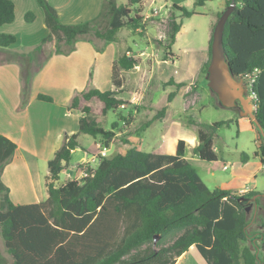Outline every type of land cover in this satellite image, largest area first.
I'll return each mask as SVG.
<instances>
[{
    "label": "trees",
    "instance_id": "16d2710c",
    "mask_svg": "<svg viewBox=\"0 0 264 264\" xmlns=\"http://www.w3.org/2000/svg\"><path fill=\"white\" fill-rule=\"evenodd\" d=\"M142 1L129 0L119 5L118 0H102L97 18L79 25H64L54 6L47 0H37L44 11L49 35L35 50L39 52L47 43L55 42L57 54L69 55L80 39L90 36L106 45L114 43L124 29H139L143 22ZM233 1L236 8L224 35L227 60L237 78L252 76L256 69L260 71L253 93L257 95V119L264 129V0H227L226 8ZM195 15L185 7L173 6L166 49L171 50L177 41L182 29L179 20ZM15 20L14 1L0 0V27ZM212 42L213 37L209 59L202 67L206 79ZM16 43V36L0 33V49ZM172 56L166 55L165 60ZM137 65L138 61L128 53L117 60L113 68L116 89L122 86L119 71H130ZM170 82L177 89L186 86L174 79ZM121 96V90L101 91L92 87L90 79L87 88L72 98L68 110L83 114L79 133L65 135L62 147L49 161V196L41 203L16 205L11 201V191L1 179L17 146L0 135V238L12 264H176L192 247L207 264H264L258 243L262 241L264 245V233L251 231L254 219H249L247 211L253 197L259 195V203L264 196L257 191L239 195L221 188L211 190L186 158L183 140L171 142L166 154L131 147L124 153L102 158L89 177L57 186L74 152L82 148L80 135H89L109 149L120 124L130 125L135 111H140L139 106ZM176 96L177 92H171L168 102H174ZM38 99L53 102L46 95H39ZM98 103L104 116L125 105L127 117L120 112L118 121L106 130L96 117ZM166 111V107L162 108L145 127L163 118ZM220 112L225 111L219 104L212 108L203 106L200 111L202 118H210L208 124L199 126L200 145L194 150L202 161H217L218 131L234 123L230 114L215 120ZM260 138L262 145L255 157L264 164L261 134ZM247 157L243 153L242 161L246 162ZM157 236L160 238L156 241ZM0 264H9L1 249Z\"/></svg>",
    "mask_w": 264,
    "mask_h": 264
},
{
    "label": "crops",
    "instance_id": "0c3cea01",
    "mask_svg": "<svg viewBox=\"0 0 264 264\" xmlns=\"http://www.w3.org/2000/svg\"><path fill=\"white\" fill-rule=\"evenodd\" d=\"M13 1L16 6L17 19L19 5H22L23 0ZM87 1L88 4L83 5ZM49 2L57 9L64 25H79L89 22L97 18L102 9V0H63L59 4L52 3L51 0ZM226 2L227 0H222L219 10L226 9ZM143 13L142 17L146 14ZM42 16L44 18L41 27L42 34L33 38L34 41L26 48L29 49V52L19 47L17 43L9 48L0 49V135L17 146L15 157L5 167L1 180L10 189L11 201L16 205L41 203L48 198V163L62 147L65 135L71 136L79 133V122L83 116L79 111L68 110V106L76 94L87 88L90 79L92 87L101 91L121 90L120 98L143 109L142 101L145 93L149 90L146 78L154 76L155 73L154 41L157 39V26H153L156 30L155 36H149V26L144 29L143 36H149L145 46L151 52L143 50L140 54H135L131 48H127V52L119 51L118 54H109L112 45L120 42V36L123 33L121 32L116 42L102 46H98L91 39L82 38L77 42L74 52L63 55L55 52V42L47 43L39 52L35 50L39 43L49 35V29L45 24V14L43 13ZM12 27V24L4 25L0 27V33L13 35L15 32ZM137 30L140 31V29ZM208 52L209 48L206 49L207 54ZM125 53L136 59L138 65L130 71H119L122 86L120 89H116L113 84V68L117 60ZM206 61L207 58L202 60L200 72ZM175 82L183 83L177 80ZM127 88L130 91L128 93L125 92ZM39 95L50 96L53 102L41 101L38 99ZM181 97L182 95H177L174 102L165 105L166 114L157 122L165 124L174 120L171 110H175L174 104ZM215 105L206 104L204 106L212 108ZM202 107H199L200 119L186 121L185 124L192 128L187 137L172 138L170 136L164 139L162 143L165 152L163 154L168 152V145L171 142L183 140L186 143V158L192 165L201 162L209 163L202 161L194 151L200 145L199 126L204 124L200 115ZM188 108L187 103L183 100L182 108L178 110L189 113L187 112ZM221 110L229 112L233 120L236 116L242 117L239 109L221 108ZM140 111H135L133 120ZM246 120L252 123L249 118ZM256 132V147L259 149L262 141L259 130ZM80 140L81 135L78 141L82 148H78L74 152L71 164L65 170L66 175L63 181L62 174L60 175L58 187H62L68 181L78 177L75 169L79 168L81 163L90 160L91 153L97 149V144H99L95 140L94 147L85 148ZM112 146L113 144L110 147ZM189 149L192 150L190 156ZM247 160L248 157L244 162L246 163L245 169H240L241 172L234 171L231 180L219 182L218 188L228 191L232 189L239 195L256 191L249 187V183L258 172H264L263 164L260 162L255 165ZM225 166L228 168L224 170H229V165L225 164ZM78 174L80 173L78 172ZM263 198L261 197V199ZM197 254L195 247H192L189 252L177 260L176 264H187L188 262L202 264Z\"/></svg>",
    "mask_w": 264,
    "mask_h": 264
},
{
    "label": "rangeland",
    "instance_id": "374dc122",
    "mask_svg": "<svg viewBox=\"0 0 264 264\" xmlns=\"http://www.w3.org/2000/svg\"><path fill=\"white\" fill-rule=\"evenodd\" d=\"M49 2V0H47ZM52 3L59 4L63 0H51ZM129 0H118V4H127ZM222 0H143V12H152L158 10V16L153 17L147 22H142L139 30L124 29L120 36V42L112 45L109 54H118L117 52H127V48H131L135 54H140L146 49V41L148 37L155 36L156 30L153 26H157V39L154 41V76L147 77L146 83L149 84V90L145 93L142 106L144 107L138 115L130 122V125L120 124L117 133H122L121 136L116 137L113 141V146L108 150V156L111 157L117 153H124L128 148L137 147L142 151L156 154H163V141L167 137H187L192 128L185 123L188 119H200L199 107L206 104H219L217 96L208 87V80L206 79L205 70H200L202 60L209 59V54L206 49L210 46V41L214 35V27L218 21L220 3ZM50 3V2H49ZM51 4V3H50ZM88 4V1L83 3ZM52 5V4H51ZM178 5L187 8L189 11L196 13L195 16L189 18H182V29L177 37L176 43L171 50L166 49L168 44V36L170 31L169 18L173 12V6ZM18 16L14 23H12L13 35L17 37L19 47L26 49L35 37L42 34L43 24V9L37 0H23L22 5H19ZM53 6V5H52ZM143 13V14H144ZM32 15L34 19H32ZM144 25L149 26V36L144 35ZM39 31H41L39 33ZM141 35V36H140ZM98 46L104 45V41L93 36L89 37ZM40 44V43H39ZM111 51V52H110ZM172 54L173 56L165 60V56ZM206 61V62H207ZM185 83L186 86L177 89L174 83L170 80ZM176 83V82H175ZM157 91V94L155 92ZM172 92H177V95L182 97L175 102V110H171V115H174V120L167 123L153 122L149 127H145L148 121H151L159 111L165 107L168 102V95ZM125 92H130L127 88ZM155 94V96H154ZM155 99V100H154ZM189 107L187 112L178 110L182 108L183 100ZM154 100V101H153ZM101 104H96V117L101 126L110 130L112 124L119 119L120 112L127 117V112L123 109L111 111L107 116L100 113ZM193 110V111H192ZM228 111V110H227ZM230 111V110H229ZM229 112H220L216 114L214 119L219 120L222 116L229 115ZM204 124H207L210 118L203 116L201 118ZM234 123L230 127L222 128L218 131L216 138V147L218 159L213 164L209 163H194L201 178L205 184L214 190L219 187V182L231 180L233 172H241L240 169H245V164L242 161V154L248 155L250 163H260V158L255 157L259 151L256 147L257 130L256 126L250 123L246 118L236 116ZM81 143L85 148H92L95 144V139L89 135H81ZM131 145H129V143ZM191 148V145H190ZM192 150H188L189 156ZM229 165V170H224V165ZM257 165V164H255ZM77 175L80 173V168L75 169ZM66 171L62 173V181L65 178ZM69 179V178H68ZM249 187L264 195V172H258L256 177L252 178ZM230 191H233L230 189ZM249 219L253 220L251 228L252 232L264 233V198L259 200L258 207L248 206ZM261 247V254H264L263 242H258ZM0 249L2 255L8 260L9 264L13 263L5 251L3 242L0 238ZM198 258L201 259L202 264H206L203 258L198 253ZM187 264H194L188 262Z\"/></svg>",
    "mask_w": 264,
    "mask_h": 264
},
{
    "label": "water",
    "instance_id": "95a60500",
    "mask_svg": "<svg viewBox=\"0 0 264 264\" xmlns=\"http://www.w3.org/2000/svg\"><path fill=\"white\" fill-rule=\"evenodd\" d=\"M235 8L236 3L233 1V3L224 10L215 26L212 42V56L207 74L208 87L217 96L221 108L239 109L240 115L249 118L264 138V129L257 119L256 112L253 109V101L248 95L244 80L234 76L227 60L224 35L228 20ZM258 197L259 195L253 197L251 201L255 202ZM248 210L249 209H247V211ZM159 238L160 236H157L156 241Z\"/></svg>",
    "mask_w": 264,
    "mask_h": 264
},
{
    "label": "built area",
    "instance_id": "2783aa9c",
    "mask_svg": "<svg viewBox=\"0 0 264 264\" xmlns=\"http://www.w3.org/2000/svg\"><path fill=\"white\" fill-rule=\"evenodd\" d=\"M158 14L159 13L157 10H154L152 12H147L143 17V20L144 22H146L152 19L153 17L157 16ZM259 72L260 71L256 69L252 76H249L247 78H242L244 80L246 89L248 91V95L252 98L253 109L255 112L257 111L258 106H257V95L253 93V85L255 83L256 77L259 74ZM122 108L124 109L125 105H122ZM123 125H126V123L123 122ZM121 135L122 133H117L116 137H119ZM108 150L109 149L102 146L101 143L97 144V149L93 153H91L90 160H88L87 162H83L78 166L80 168V174L74 180L81 181L89 177L96 168V166L100 163L101 159L108 156ZM227 168H228L227 166L224 167V169ZM263 170H264V164H263Z\"/></svg>",
    "mask_w": 264,
    "mask_h": 264
},
{
    "label": "flooded vegetation",
    "instance_id": "af4514ba",
    "mask_svg": "<svg viewBox=\"0 0 264 264\" xmlns=\"http://www.w3.org/2000/svg\"><path fill=\"white\" fill-rule=\"evenodd\" d=\"M260 199H261V198H260ZM258 204H259V203H257L256 201L251 203V205L254 206V208H255V207H258Z\"/></svg>",
    "mask_w": 264,
    "mask_h": 264
}]
</instances>
